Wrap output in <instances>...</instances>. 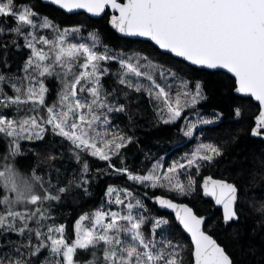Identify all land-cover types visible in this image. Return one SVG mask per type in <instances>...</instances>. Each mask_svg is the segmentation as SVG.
Instances as JSON below:
<instances>
[{
  "label": "snow or ice",
  "instance_id": "1",
  "mask_svg": "<svg viewBox=\"0 0 264 264\" xmlns=\"http://www.w3.org/2000/svg\"><path fill=\"white\" fill-rule=\"evenodd\" d=\"M250 217L264 235V0H0V264H242L222 237Z\"/></svg>",
  "mask_w": 264,
  "mask_h": 264
},
{
  "label": "trees",
  "instance_id": "2",
  "mask_svg": "<svg viewBox=\"0 0 264 264\" xmlns=\"http://www.w3.org/2000/svg\"><path fill=\"white\" fill-rule=\"evenodd\" d=\"M50 11H52L58 21L64 25H74L77 23L95 25L96 27L100 28L105 35L108 36L110 43H120L118 35L110 29V27L107 25V22L103 19H91L86 14L68 15L63 11L56 10L54 8L50 9ZM209 92L211 96V105L225 106L223 102V84L221 80L218 78L213 79L209 83ZM175 134V129L165 130L163 127L159 129L152 128L143 120L141 121V126L137 128V135L142 142L141 147L144 148L145 151L151 148L153 152H156V147L154 146L156 139L168 141L159 151V155L162 156H166L168 149L173 147L175 142ZM255 148L256 145L248 140H244L241 144L235 145L232 157L236 158V163L233 164L232 167L235 168L237 164H240L241 166H250L251 155ZM133 151L135 152V150ZM131 159L135 160L137 167L140 166V160L142 159L140 153L136 152L135 156L131 157ZM101 187H103V182ZM259 190L260 189L258 188L257 191ZM183 202L191 203L189 200H185ZM211 205V201L203 199L200 201L199 206L206 210L208 215H215L216 209L212 208ZM164 214L168 215L169 217H173L169 213L164 212ZM222 240L230 245V250L233 251L237 260L241 261L242 264H261L262 254H264V235H262L256 228L253 218L250 217L246 227L243 229V235L239 240L232 239L230 233H226L222 237ZM188 241H190V239L185 235V242L187 243Z\"/></svg>",
  "mask_w": 264,
  "mask_h": 264
},
{
  "label": "water",
  "instance_id": "3",
  "mask_svg": "<svg viewBox=\"0 0 264 264\" xmlns=\"http://www.w3.org/2000/svg\"><path fill=\"white\" fill-rule=\"evenodd\" d=\"M61 11H63V10H61ZM63 12H64V11H63ZM78 14H86L89 18H91V19H95V20H97V19H101V18L91 17L90 14L84 13L82 10H80V12H79ZM78 14L74 13V14H68V15H78ZM204 199L208 201L207 198H204ZM176 202H178V201H176ZM163 212L169 213V214H171V215L174 217V213H173L171 210H163ZM209 216H213V215L211 214V215H209ZM185 235L187 236V234H185ZM187 237L190 239L189 236H187Z\"/></svg>",
  "mask_w": 264,
  "mask_h": 264
}]
</instances>
